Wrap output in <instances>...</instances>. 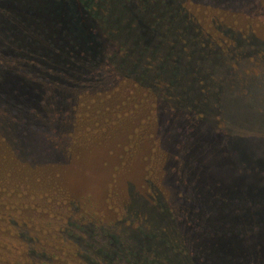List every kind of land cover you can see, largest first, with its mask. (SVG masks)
<instances>
[{
  "label": "trees",
  "instance_id": "16d2710c",
  "mask_svg": "<svg viewBox=\"0 0 264 264\" xmlns=\"http://www.w3.org/2000/svg\"><path fill=\"white\" fill-rule=\"evenodd\" d=\"M209 1L230 12L246 2ZM230 27L207 29L183 0H0V264H264V187L215 188L222 181L202 155L214 145L229 167L264 181L228 119L258 74L241 64L254 51L263 61L264 42ZM145 108L160 151L145 188L119 194L114 165L106 191L115 215L76 217L64 169L97 148L107 169L115 138ZM27 117L64 164L28 153ZM172 125L173 151L163 147Z\"/></svg>",
  "mask_w": 264,
  "mask_h": 264
},
{
  "label": "rangeland",
  "instance_id": "374dc122",
  "mask_svg": "<svg viewBox=\"0 0 264 264\" xmlns=\"http://www.w3.org/2000/svg\"><path fill=\"white\" fill-rule=\"evenodd\" d=\"M183 1L190 12L195 14L199 23L207 29L222 27L223 23L227 22L232 31L233 29L241 32H245L247 29L254 30L259 41L264 42V6L260 3L262 0H246L242 3V8L231 12L229 5L220 2L209 0ZM226 13L227 15H225ZM251 55L252 58L248 56L246 61L241 64L242 69H251L254 70V73L258 71V74L253 77V80L248 78L251 79L249 84H245L248 93L242 92L235 97L228 119L232 133L234 132L239 137L237 145L240 153L245 158H255L264 167V127L260 124L261 117L264 118V107L261 108L264 104V60L261 61L255 51ZM7 100L10 101V99L2 101ZM132 114H136V117L132 118L134 123L130 124V128H125L126 132H123L120 137L118 136L114 140L113 148L116 156L111 158L112 163L107 166V169H103V166H101V161L105 156L104 153H106L102 148H97L95 153L81 159V165L68 164L64 169L66 171L65 183L73 190L74 200L80 206L77 215H75L76 217L80 214L85 216L86 219L98 222L105 217L112 218L115 215L113 209L115 206L108 205V192L106 191L111 177L110 168L114 165L117 166L114 184L117 185L119 194L120 189L125 187H132L134 190L140 191L145 188L144 182L147 171L154 164H157L159 158L155 151L158 154L160 151L156 141L154 144V123L152 124L150 115H147L148 109L145 108L144 112L140 114H137V112ZM115 118V116L110 115L105 126V128L111 129L110 134H114V129L120 130V125ZM89 124L94 129L101 130L94 122ZM25 126L26 131H23L21 136L29 154L41 163H65L67 159L60 151L50 145L44 135L47 132H44L40 125L35 126L34 121L27 117ZM132 134H134L136 141L131 142L130 136ZM179 136L178 127L175 125L164 129L163 147L168 146L171 151L176 150L175 138L179 139ZM202 155L211 163L208 166L212 169H209L207 173L214 180H221L223 183L215 184V188L230 189L235 185L241 187L243 184L252 185L254 188L264 187V181L258 174H244L229 167L220 150L214 145L207 146ZM35 201L44 203L46 199L37 196ZM58 209L59 205L56 207V210ZM53 222H56V220L54 219Z\"/></svg>",
  "mask_w": 264,
  "mask_h": 264
}]
</instances>
